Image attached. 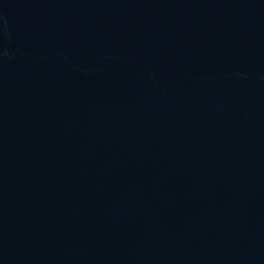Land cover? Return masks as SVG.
<instances>
[{
  "label": "water",
  "instance_id": "water-1",
  "mask_svg": "<svg viewBox=\"0 0 264 264\" xmlns=\"http://www.w3.org/2000/svg\"><path fill=\"white\" fill-rule=\"evenodd\" d=\"M0 264H264V0H0Z\"/></svg>",
  "mask_w": 264,
  "mask_h": 264
}]
</instances>
